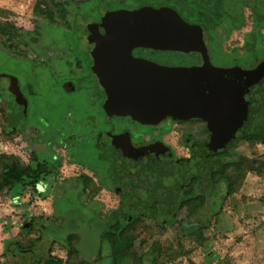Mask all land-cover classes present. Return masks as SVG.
<instances>
[{
	"label": "rangeland",
	"instance_id": "374dc122",
	"mask_svg": "<svg viewBox=\"0 0 264 264\" xmlns=\"http://www.w3.org/2000/svg\"><path fill=\"white\" fill-rule=\"evenodd\" d=\"M40 1L0 0V23L11 22L22 28L29 43V45L24 43L26 46L22 43L21 53H17L7 48L0 40V85L5 82V75H8L12 80V86L19 89L20 83L25 95L30 87L44 95L47 94L46 97L52 96L49 92L53 85L49 79L51 67H60L62 64L50 62L51 55L42 54L51 48L48 44L60 48L62 47L60 44L69 43L67 37L63 39L64 32H71L70 39L79 45L82 41L77 38L84 31L83 25L94 24L107 13L136 10L141 6L161 8L192 2V0H68L69 22L57 15V22L52 23L35 12V7ZM247 1L261 5L264 10V0ZM245 11V22L241 27L230 29L227 24H223L214 29L213 52L216 60L238 61L249 53L246 42L254 38L257 24L250 10ZM210 12L215 14V10ZM191 14H194L193 9L190 11ZM33 37H37V42L33 41ZM257 41L263 57L264 22L261 23V35L257 33ZM152 55L154 60L164 65L185 66L192 63L191 60L195 59L196 54L160 51ZM259 55L260 49H256L255 45L247 59L251 61ZM42 58L45 60L41 61V64L48 65L36 72L35 67L42 66L38 64ZM239 64L245 63L240 61ZM17 100L9 98L11 103ZM31 100V109L36 121L35 124L34 122L30 124L29 131L39 128L35 114L42 112L50 119L49 112L55 107L50 101L40 99L37 92L31 95ZM4 101L5 95L0 88V154L15 155L24 163H28L33 153L30 144L27 145L25 142L23 133L18 131L14 136H8L3 132L7 123V115L3 111ZM70 115L71 111L63 114L65 120L68 119L69 126L72 121ZM184 126V129L181 127L182 131L188 132V126ZM201 126L200 122L193 126L194 129L197 128L195 130L197 137L203 132ZM68 129L72 130L70 127ZM63 131L65 132V129ZM82 131L81 129L79 132ZM93 132L83 134L76 132L77 135L73 132L71 137H65L58 144L54 139L43 144L44 146L49 144L51 156L45 157V154H49L47 147L46 149L43 147L44 156L41 152L35 154L40 161L46 162L51 180H46L39 190L26 186L19 191L2 192L0 264L13 259L19 264H28L31 255L43 259L39 264H58L46 260L49 251L62 260L59 264H115L111 256V244L107 240L102 242V235L117 211L133 210L119 206V195L112 189L104 187L114 182L112 168L108 162H98L94 158L95 149L87 145L93 141ZM157 133L162 134L164 141L174 148L176 155L188 156V150L182 144L180 129L172 127L166 132L154 131V134ZM229 154L231 158L224 160H233L242 155L264 161V144H251L242 140ZM233 169L234 166H230L227 170L230 176L235 175ZM85 175L89 176L90 181L87 182L89 186L84 188ZM236 180L235 191L231 195L227 194L225 183H221L213 195L208 196L206 205L191 218L189 208L179 211L176 224L162 227L158 222L163 217L156 219L151 215L143 216L132 249L124 254L119 264H264V174L259 175L252 170L245 173L241 171L236 174ZM133 214L136 213L133 211ZM187 221L202 224L201 232L193 235L184 230L183 225ZM29 223L32 224L30 231H22L23 225ZM72 235L77 236L74 245L77 253L74 254H71V248H68L65 240ZM38 238L42 239L33 253L26 254L27 257L10 254L6 258L3 254L5 239L18 240L21 245L27 247ZM156 241L162 245V252L158 261L154 263L149 257Z\"/></svg>",
	"mask_w": 264,
	"mask_h": 264
},
{
	"label": "water",
	"instance_id": "95a60500",
	"mask_svg": "<svg viewBox=\"0 0 264 264\" xmlns=\"http://www.w3.org/2000/svg\"><path fill=\"white\" fill-rule=\"evenodd\" d=\"M234 0H225L232 12ZM264 17L260 5L247 1ZM244 2L239 4V14ZM93 70L106 93L108 112L130 116L145 123H156L167 115L175 119L201 118L208 122L211 141L205 153L229 151L248 131L264 103V62L243 84L216 75H207L208 58L202 68L164 67L136 59V47L169 51H202L207 53L202 31L183 20L171 8H145L137 11L107 13L100 23L88 25ZM103 27L102 34L99 28ZM2 86L0 85V88ZM110 143L118 146L115 138ZM121 160L116 158L113 173L120 178L123 202L133 204L145 214L157 201L160 210L171 215L177 209L183 185L199 178L200 191L211 196L215 190L210 168L191 163L155 158L156 151L123 148ZM181 164V165H180ZM29 227L27 224L26 228Z\"/></svg>",
	"mask_w": 264,
	"mask_h": 264
},
{
	"label": "flooded vegetation",
	"instance_id": "af4514ba",
	"mask_svg": "<svg viewBox=\"0 0 264 264\" xmlns=\"http://www.w3.org/2000/svg\"><path fill=\"white\" fill-rule=\"evenodd\" d=\"M66 1L68 8L69 1ZM232 2V12L226 9L225 0H192L191 3H185L184 5H176L172 3L173 5L177 6L179 11L171 6H161V8L174 9L183 20L191 25L197 26L202 31L203 41L207 49L206 54L202 51H174L196 54L194 56L195 59L191 60L192 63L190 65H164L151 57L153 56L152 53L160 51L166 52L169 50H155L152 48L136 47L132 50L133 57L140 60L151 61L164 67H180L194 70L204 67L206 58H208V68L206 71L207 75L211 77L222 75L227 79L238 82L237 84H239V82L243 84L249 83L248 78L250 74L255 73V71L259 70V68L261 67V63L264 62V56L263 58H261V46H259V43L257 41V33L259 34V36L261 35V23H263L261 22V18L262 20H264V17L261 16V10L260 13L257 12L253 5L246 3L247 0H234ZM243 2L244 5L242 6L240 12L241 16H238L239 4ZM145 8L148 7L141 6L139 9L131 11H137ZM191 9H193L194 14L190 15ZM246 9H249L250 12L254 15L257 24L256 30L253 35L254 38L252 39V41L247 40L246 42V45L249 46V53L243 56V58L238 61L216 60L213 52V45L215 42L214 29L222 26L223 24H227L230 29L241 27L245 22ZM212 10H215V14H212L210 12ZM57 15L61 17L59 13ZM68 15L69 10L66 18L64 19L67 22H69ZM103 17L104 16L99 18V20L95 22V24L100 23ZM206 23L210 27L208 30V35L205 31V26H203ZM83 30L84 31L82 35L77 38V40L80 39L82 41V44L78 45V43H74L70 39L71 32H64L63 39L65 40V37H67L70 42L67 44H60L62 46L60 48L48 44L51 48H49L47 52L45 51L42 54L43 56H45V54L51 55L50 62L56 61L62 64L60 67H51V74L49 78L53 83L52 89H50L49 91L52 93L51 97H46L47 94L44 95L41 91L33 90L30 87L28 88V91H26L27 95H25L23 90L21 89L20 83L18 89L14 85L12 86V80L10 79V77H8V75H5L4 77L5 82L1 85V90L5 95L3 109L7 115L8 123H10L12 127L18 128V131L23 133L25 142L27 143V145L30 144V146L32 147V153L41 152L44 156L45 151L43 147H47V152L49 154H45V157H50L51 151L49 144L45 146L43 144H45L46 142L49 143L51 139H54L58 144V142L64 140L65 137H71V134H73V132H75V134L77 135L76 132H78L79 134H83V132L94 131L93 141L91 142V144L87 145H90L91 148L95 149L94 158L98 162H108V164L111 165L110 168H112V170L113 163L116 161V158L121 160L122 157H124L123 148H130V145L135 149L147 152L146 155H149V153H151L152 151H156L157 154H155L154 156L159 161H170L172 159L174 161H178L179 163H186V166L190 165L191 163L196 164L198 166V171L200 170L201 166L204 170L205 168L214 166L218 158L216 155L219 152H212L210 154H207L204 151L205 147L211 141V132L206 120L201 118L175 119L173 116L167 115L156 123H145L130 116L113 114L106 110V93L96 73L93 70L94 60L91 52L94 48V43L89 39L91 31L89 29V26L84 25ZM99 31L102 34L105 33V29L103 27H100ZM255 45L256 49H260V55L249 61L247 58L251 54V51H253ZM181 55L182 57L184 56V54ZM205 56L207 57L205 58ZM44 60L45 58H42V60H40L38 64H41V61ZM240 61L241 63L245 64L240 65ZM41 65L42 66H39L38 68L35 67L36 72L39 68L45 69L48 63ZM38 77H40V75H38ZM13 92H15V94ZM36 92L38 93L40 99L44 101H50L52 104H55V107H53L49 112L51 115L50 119H47L42 112L41 114H35L38 120L39 128H34L32 131H29L31 129L30 124L32 122H34L35 124L36 121V118L33 116V112L31 109V95ZM9 98H15L16 100H18L11 103L9 102ZM68 111H71V126H69V124L67 123L68 119L65 120L63 116V114ZM199 122L202 124L200 129L203 132H200L201 135L197 137L195 136V130L197 128L194 129L193 126ZM184 125L188 126V132H185L184 130L182 131L181 127H183L184 129ZM68 127H70L72 130H69ZM172 127L180 129V134L183 138L182 144L187 148L188 156L176 155L174 148L169 143L164 141L162 134H154V131L166 132V130H170L172 129ZM64 129L65 132L63 131ZM81 129L83 131L79 132ZM53 135L55 136L53 137ZM111 137L117 140L118 146L110 143ZM242 140L243 139L241 138L239 142ZM52 157L55 158L56 156ZM112 175L114 180L113 184L103 186L106 189H112L117 195H119V205L124 204L129 209L137 210V207L135 205L126 204L123 202V195H121L119 190L122 186L120 178L117 176V174L113 173V171ZM212 175L213 172L211 173V178ZM195 178L197 179V188L200 191L198 186V177H193L188 182L192 181ZM154 202L159 208L158 202L153 201L152 203ZM151 204L149 205V207L151 206Z\"/></svg>",
	"mask_w": 264,
	"mask_h": 264
},
{
	"label": "trees",
	"instance_id": "16d2710c",
	"mask_svg": "<svg viewBox=\"0 0 264 264\" xmlns=\"http://www.w3.org/2000/svg\"><path fill=\"white\" fill-rule=\"evenodd\" d=\"M175 8L177 11L179 9L176 5L171 6ZM35 12L38 15L46 17L52 23L57 22L56 17L59 13L62 19H65L68 14L67 1L66 0H41L40 3L35 7ZM206 20V19H205ZM262 20V18H261ZM264 22V20H263ZM203 25V24H202ZM205 31L207 35L209 34V26L208 24H204ZM211 38V37H210ZM33 41H37V37L32 38ZM0 40L5 44V46L11 50H15L17 53H21V44L26 43L28 41L26 36L23 33V29L17 27L11 22L0 23ZM263 58V57H261ZM4 111V109H3ZM5 112V111H4ZM4 134L8 136H14L16 132H18V128H14L8 123L4 125L3 128ZM243 140L251 144H264V103L261 106L259 112L257 113L252 125L248 129V131L242 137ZM232 148L231 150L235 149ZM229 151H223L217 153V165L219 167L213 172L212 179L213 183L216 187H218L221 183H225L227 188V194L231 195L233 191H235L234 184H236V174L239 172H246L249 170L256 171L259 175L264 174V161H258L250 158L240 157L229 160H224V158H231V154ZM230 166H234L233 173L234 176H230L227 173V170ZM48 168L46 166V162L40 161L38 156L33 153L31 155V160L28 163H24L18 156L15 155H6L0 154V195L4 191H19L22 190L26 186H30L35 190H39L40 185L44 184L45 181L51 180L50 174H48ZM220 176V177H218ZM84 177V188L89 186L87 184L88 180L90 181L89 176ZM208 196L201 193L197 188V179H193L192 181L186 183L182 187V192L179 198L178 208L171 215L164 214L154 202L151 204L149 209L145 214L139 213L137 210H133L134 213L129 210L126 211H117L114 216H112V220L108 222L107 230L104 231L102 235L101 241H108L111 244V253L112 258L115 264H119L121 259L125 253L132 249L134 240L136 238L137 228L142 225V217L145 215L155 216L156 219L159 217H163L158 224L162 227L167 224H176V216L179 211L184 208H189V218L196 214L202 206L206 205ZM121 207H126L124 204H120ZM129 209V208H127ZM32 225L29 223V227H22V231H30ZM184 230L188 231L190 234H198L201 232L203 225L197 224L194 222H186L184 225ZM76 235L69 236L67 239V246L71 248V254L77 253V250L74 248ZM42 238H38L34 241L31 246H23L18 240L10 239L5 242V251L4 255L6 258L11 254L12 256L19 255L21 257H27V253H33L39 241ZM76 247V246H75ZM101 249L99 253L101 254ZM162 245L160 242H154L153 251L149 257L150 261L156 263L161 256ZM31 260L28 264H39L42 263L43 259L36 258L35 255H31ZM35 256V258H33ZM53 263H62V260L56 256H54L51 251L48 253V258ZM4 264H19L12 260H7ZM23 264V263H22Z\"/></svg>",
	"mask_w": 264,
	"mask_h": 264
},
{
	"label": "crops",
	"instance_id": "0c3cea01",
	"mask_svg": "<svg viewBox=\"0 0 264 264\" xmlns=\"http://www.w3.org/2000/svg\"><path fill=\"white\" fill-rule=\"evenodd\" d=\"M41 186V185H40ZM40 188V187H39ZM24 227H26L27 226V224L26 225H23ZM4 241H7V239H5Z\"/></svg>",
	"mask_w": 264,
	"mask_h": 264
}]
</instances>
